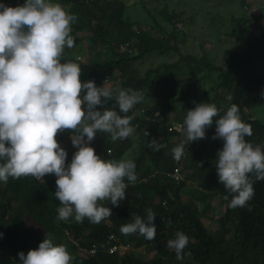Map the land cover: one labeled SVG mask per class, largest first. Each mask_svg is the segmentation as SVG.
<instances>
[{
  "label": "trees",
  "instance_id": "trees-1",
  "mask_svg": "<svg viewBox=\"0 0 264 264\" xmlns=\"http://www.w3.org/2000/svg\"><path fill=\"white\" fill-rule=\"evenodd\" d=\"M148 1L156 0H139V3L144 6ZM3 2L17 6L24 0ZM54 2L66 6V10L76 16L71 25L74 46L82 41L79 33H86L83 36L86 35L94 48L87 61H74V46L65 47L62 54V61L77 62L80 66L82 81L94 80L97 86L110 87L114 91L131 88L145 95L160 74L165 75L169 67L177 66L181 60L192 64L198 73L203 69L208 74L215 71L216 83L210 102L217 105L221 115L231 104H238L241 119L252 127V135L246 140L253 146H264V119L252 115L256 107L264 110V31L253 35V40H247L241 49L230 51L225 64L218 65L211 62L205 53L200 57L182 53L180 46L185 43V32L177 27L182 16L180 12L168 9V5L163 6L159 13L165 23L173 27L170 30L155 17H152L154 29L143 28L126 13L127 0ZM241 2L246 4L245 0ZM255 16L253 18H259ZM238 20L248 25L249 16ZM168 51L178 52L180 60L159 64L147 69L143 75L137 72L133 64L135 60L152 52ZM204 76L200 73L192 82L188 78L182 81L175 79V86L182 84L183 90L179 95L150 107H144L140 102L128 113H121L133 117L131 124L135 131L130 137L113 141L111 134L97 132L91 145L104 159L124 158L132 148L133 136L139 135L140 140L137 155L131 158L136 163L137 180L128 183L126 199L119 206L113 207L108 200L99 201L113 210L112 215L101 222L93 223L87 217L82 222H76L74 218L57 220L60 202L53 194L56 190L54 174H46L40 181L22 176L9 177L6 183L0 182V233H3L0 237V264H17L20 251L26 254L29 249L37 248L46 236L66 246L74 257L72 264H264V180L257 181L253 176L252 199L244 207H229L231 195L225 198L227 193L219 182L214 164L218 149L223 147L221 138H212L215 122L208 127L205 138L185 145L184 155L179 161L171 153V148L184 139L171 127V121L177 118L182 124L184 118L178 112L191 108V98L198 96L197 85ZM190 95L194 96L190 98ZM105 107H116L118 111L114 97L107 101ZM140 108H144L147 115L158 110L162 120L143 119L139 114ZM70 133L78 134L72 129L58 132L56 138L62 147L66 148L67 144L74 148ZM153 138L167 147L153 150L149 147ZM175 167L184 172L179 182L169 175ZM186 179L195 181L198 190L184 200L180 188ZM214 196L224 203V211L218 215L214 214L211 204ZM148 209L156 213L157 235L154 239L148 240L139 232H121V226L133 222L135 215L146 218ZM203 219L215 220L217 226L210 229ZM177 230L190 238L184 251L191 255H186L183 261L176 260L174 250L166 246ZM110 234H115L118 242L127 246L150 244L154 253L150 259H141L134 255L132 249L109 252L108 247L114 242L107 243ZM92 245L96 246L94 253L78 252L80 247L88 249Z\"/></svg>",
  "mask_w": 264,
  "mask_h": 264
},
{
  "label": "clouds",
  "instance_id": "clouds-1",
  "mask_svg": "<svg viewBox=\"0 0 264 264\" xmlns=\"http://www.w3.org/2000/svg\"><path fill=\"white\" fill-rule=\"evenodd\" d=\"M75 20V14L54 0H24L17 6L0 0V182L22 176L40 181L46 174H54L53 194L60 202L57 220L82 222L87 217L99 223L113 213L112 207L99 201L119 206L137 173L134 160L104 159L91 142L98 131L111 134L113 141L130 137L135 131L133 117L121 113L142 102L144 93L131 88L114 91L97 86L94 80L82 81L80 66L62 61L65 47L75 44L71 35ZM113 97L118 111L105 107ZM214 122L212 138L223 140L214 162L219 182L226 190L225 198L231 195L229 207H244L254 196L252 177L264 180V146L246 140L252 127L241 119L238 104H231L221 115L215 103H195L180 125L184 139L171 153L179 161L185 145L205 138ZM68 129L78 133H70L77 149L70 162L56 138L58 132ZM149 147L159 151L167 145L153 138ZM155 219L156 213L148 209L146 218L135 215L133 222L121 226V232H139L152 240L157 235ZM189 239L177 230L167 241L176 260L191 255L184 251ZM18 256L17 264H72L74 260L64 244L47 236L37 248L26 254L20 251Z\"/></svg>",
  "mask_w": 264,
  "mask_h": 264
},
{
  "label": "rangeland",
  "instance_id": "rangeland-1",
  "mask_svg": "<svg viewBox=\"0 0 264 264\" xmlns=\"http://www.w3.org/2000/svg\"><path fill=\"white\" fill-rule=\"evenodd\" d=\"M245 1L246 4H243L241 0H156L148 1L142 6L139 0H127L126 13H128L131 19L139 22L145 29H154L152 17H155L156 21L162 26L164 25L167 30H170L173 27L165 23L159 13L163 6L168 5V9H174L176 12H180L182 16V20L177 23V27L185 32V43H181L180 46L182 53H189L197 57L205 53L211 62L224 65L230 51L241 49L247 40H253V35L264 31V0ZM63 7L67 9L66 6ZM254 15L259 18H253ZM248 16L249 21L246 23L248 25L238 20L240 17L248 18ZM79 34L82 37V41L72 48L74 61H87L94 48L88 43L86 35L83 36L86 33ZM178 60H180V55L175 51H168L166 53L152 52L138 58L133 64L137 72L143 75L147 69L156 67L162 63H172ZM196 70L198 71L192 64H186L182 60L179 61L177 66L169 67L166 74H160L157 78L158 80L153 82L154 84L151 89L146 91L142 100V106L161 105L165 100H171L183 90L181 88L182 84L174 85L175 79L182 81L188 78V81L192 82L194 78L200 76V73L201 75L203 73L205 76L203 79H200L197 85L198 96L191 98L196 94L190 95L192 99L191 108L195 107V103L210 102L214 93L213 87H215L216 83L215 71L208 74L206 69H203L200 73ZM178 113L180 117L184 118L186 112L180 110ZM252 115L264 119V110L256 107L253 109ZM175 120L177 118L171 121V126L174 122L180 121ZM179 135L184 138L182 129L179 131ZM139 141V135L135 134L132 139V148H130V152L124 158L131 159L137 155ZM65 149L68 152L69 159L72 158L73 153L77 150L75 147L71 148L67 144ZM179 169L182 177H184V172L181 168ZM196 190H198L197 183L186 179L184 186L180 188L181 198L187 199ZM211 204L214 206L215 215L224 211V203L219 197L214 196L211 199ZM203 221L210 229H214L217 226L215 220L203 219ZM126 249H132L131 251L134 255L141 259H150L154 253V248L150 244L140 247L129 245Z\"/></svg>",
  "mask_w": 264,
  "mask_h": 264
},
{
  "label": "built area",
  "instance_id": "built-area-1",
  "mask_svg": "<svg viewBox=\"0 0 264 264\" xmlns=\"http://www.w3.org/2000/svg\"><path fill=\"white\" fill-rule=\"evenodd\" d=\"M139 114L142 116L143 119L145 120H152L155 122H160L162 120L161 115L159 113V111H154V113L152 115H147L145 113V109L144 108H140L139 110ZM181 123L180 122H174V124H172V128L175 129L176 131H181V127H180ZM179 167H175L173 169V171L169 174L173 180L175 182H179L181 179H183L182 174L179 171ZM114 241V242H112ZM119 238L115 235V234H110L108 236V240L107 243L112 242L109 247H108V251L109 252H113L114 250H124V248L126 249L127 245H124L122 243H119ZM118 242V243H117ZM76 243V241H75ZM96 250V246L92 245L90 248L86 249L84 247H80V252L83 253H94Z\"/></svg>",
  "mask_w": 264,
  "mask_h": 264
}]
</instances>
